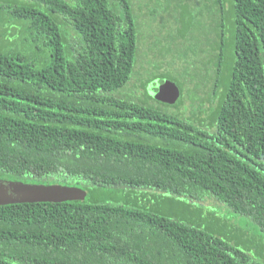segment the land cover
I'll return each mask as SVG.
<instances>
[{
	"label": "trees",
	"instance_id": "16d2710c",
	"mask_svg": "<svg viewBox=\"0 0 264 264\" xmlns=\"http://www.w3.org/2000/svg\"><path fill=\"white\" fill-rule=\"evenodd\" d=\"M199 1L201 23L161 52L165 23L141 22L134 0H0V178L210 194L264 230V0ZM143 43L179 59L160 73L176 103H150L157 73L123 92ZM195 78L216 104L194 120L167 108ZM0 264L262 263L199 225L84 198L0 204Z\"/></svg>",
	"mask_w": 264,
	"mask_h": 264
},
{
	"label": "rangeland",
	"instance_id": "374dc122",
	"mask_svg": "<svg viewBox=\"0 0 264 264\" xmlns=\"http://www.w3.org/2000/svg\"><path fill=\"white\" fill-rule=\"evenodd\" d=\"M172 3H175L173 4L175 7L172 8L171 11H160L162 9L161 7ZM181 4L182 3L178 2V0H134L135 12L139 13V19L141 22H150L152 27L156 25L158 20L162 24L165 23L164 26L166 36L163 37L164 39L162 43L157 45L161 52L163 50H166V52L171 51V41L169 40L168 36H170L172 33L181 34L180 31L185 28V23L192 22L195 13L197 16L196 22L198 26L199 15L201 14L202 10V4L200 1L191 0L188 5L185 6V8H183ZM207 7H209V10L211 9V5H207ZM153 10H158L159 13L156 17L154 16L152 18L150 15H148V13H151ZM204 10H207V8L205 7ZM200 19L202 20L201 16ZM2 20L4 22L8 19H6V16H4L2 17ZM144 28L145 27L143 26V31ZM199 28L198 34L200 31V35H203L206 38L207 31L212 33L213 24L209 23L207 29L204 30H201L200 25ZM11 33L12 29L9 30L7 35H10ZM147 40L148 37H145L143 38L142 42H147ZM144 45V43L141 45L139 59L137 60L135 68L136 73L132 76L131 80L123 90L125 94H128L129 92H132L135 96L142 94L143 87L141 86V80L144 74H149L151 72L153 74L157 73L159 75L155 79L157 80L158 78H162L163 74L160 75L162 72L172 70L173 72L177 73L178 71L177 64L180 63V61L177 57L175 59L163 57V61L160 62V64L158 63L159 58L154 57L153 53H145ZM156 54L159 53L157 52ZM156 63L160 64L161 67H157ZM170 64L172 66H170ZM199 80V78H195L193 82L186 83L182 93L183 98L181 99L178 106L176 108L171 107L167 109H169V111L175 109L179 113L184 114V116L187 118L193 117L194 120L200 117H208L210 107H213L216 102L214 100L208 99L211 92V83L208 82V84L202 85L200 82L198 85H195L199 82ZM146 91L148 95L155 99H151L152 102H150L154 105L158 103L166 104V102L169 104L172 102L176 103V101L179 99L178 96L175 101L160 100V98L154 94L152 86L147 87ZM203 127L207 130L211 129L208 124H203ZM1 176H5V173L2 171H0V177ZM24 182L49 185L46 184L47 182H29V179ZM77 187H80L86 191L84 198L87 201L137 204L139 206H146L158 214L170 215L174 219L181 222L199 225L202 229L214 232L216 235L228 241L230 244L237 246L241 250L248 251L252 258L264 264V247L261 245V243H264V230H262L249 216L235 212L224 202L215 199L210 194L203 200H198L183 195H172L163 192L160 193L154 188L145 189L139 187L133 189L129 187L117 188L113 186L93 188L92 186H89L87 189V187H84V184ZM90 188L93 189L90 190ZM59 192L60 191L50 190V193L53 195L58 194ZM143 193H146L145 195L147 198L141 197ZM36 194H38V191H35L31 196H35ZM134 195H138V200L134 199ZM66 199L71 200L69 198Z\"/></svg>",
	"mask_w": 264,
	"mask_h": 264
},
{
	"label": "water",
	"instance_id": "95a60500",
	"mask_svg": "<svg viewBox=\"0 0 264 264\" xmlns=\"http://www.w3.org/2000/svg\"><path fill=\"white\" fill-rule=\"evenodd\" d=\"M152 86L154 94L160 100H176L179 96V88L175 82L168 79H157L150 82L147 87ZM173 103V102H172ZM51 191H60L51 194ZM35 191L38 194L31 196ZM86 191L77 186H66L62 184L40 185L20 180L0 178V204L20 201H62L69 199L83 200Z\"/></svg>",
	"mask_w": 264,
	"mask_h": 264
}]
</instances>
